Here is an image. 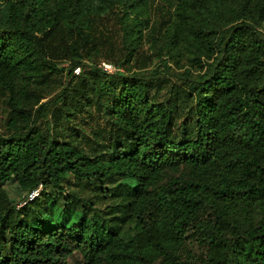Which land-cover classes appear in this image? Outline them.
Listing matches in <instances>:
<instances>
[{
	"label": "trees",
	"instance_id": "1",
	"mask_svg": "<svg viewBox=\"0 0 264 264\" xmlns=\"http://www.w3.org/2000/svg\"><path fill=\"white\" fill-rule=\"evenodd\" d=\"M0 104V264H264V0H0Z\"/></svg>",
	"mask_w": 264,
	"mask_h": 264
},
{
	"label": "rangeland",
	"instance_id": "2",
	"mask_svg": "<svg viewBox=\"0 0 264 264\" xmlns=\"http://www.w3.org/2000/svg\"><path fill=\"white\" fill-rule=\"evenodd\" d=\"M153 19L157 18V13H152L151 14ZM114 22L110 21L109 24L107 23V27L108 28H113ZM120 38V34L117 35V40ZM161 41V40H160ZM122 43L119 42L118 44H115V48L120 47ZM157 48V45H151L150 42H145L141 45V47L139 48V52H141V54L144 55H152L153 60L152 62L146 64L145 67H141V61L138 63H136L135 58L131 59L130 62H128L127 64H125L124 66L118 67L116 64V60L115 58L113 59H107L103 56H99L95 59V61L97 63L100 64L101 61H108L113 63V65L119 68L120 71H124L125 74H133V73H139L140 77L143 79L149 78L151 75H147L148 73L154 71L158 73V79H156V81L152 80L154 84H160L159 86H155L153 87L152 91L153 93L156 92L158 94H162L164 92L167 91L168 86L167 83H173V79H175L174 77V72L175 71H182L183 69H179L177 67L176 64H174L173 62V57H165V53H162V55H156L155 52H153L155 49ZM151 51L153 53H151ZM117 55V53H115V56ZM90 62L88 59H86L84 62V65L82 66V68L80 69V72L82 69H86L88 67V63L86 62ZM69 61H62L60 63H58V67H66L68 65ZM116 67V68H117ZM74 72V70H73ZM192 72L195 73V71L192 69ZM65 72H56V73H52L49 76V81H47L48 83V87H47V94L45 95V98L42 100H50V110L53 107H57L61 105V102L59 100H56L59 96L63 95V91H64V86H65V81H63V76H64ZM75 73V72H74ZM109 73V72H108ZM113 73V72H111ZM76 74V73H75ZM80 74V73H79ZM77 75V74H76ZM170 82H169V81ZM166 81V82H163ZM46 83V82H44ZM43 83V84H44ZM55 107V108H56ZM6 114L7 111L4 109L3 104H0V132L6 134L5 132V118H6ZM40 122L43 123V118L40 119ZM43 125V124H41ZM45 128V126H44ZM3 188L7 191L8 196L12 199H14L15 201H20V198H22L24 196V192H22L21 190H19V188L17 187V185L14 182H6L3 185ZM125 227H129L132 228L131 230L134 229V223L130 224L129 226L126 225ZM69 264H83L82 258L80 257V255L78 253H74L70 259H69Z\"/></svg>",
	"mask_w": 264,
	"mask_h": 264
},
{
	"label": "built area",
	"instance_id": "3",
	"mask_svg": "<svg viewBox=\"0 0 264 264\" xmlns=\"http://www.w3.org/2000/svg\"><path fill=\"white\" fill-rule=\"evenodd\" d=\"M99 66L101 67L102 70L106 71V72H115L117 70V68L113 65V63L108 62V61H101ZM74 72L76 74L80 73V66H76L74 68ZM38 194V189H34L32 191H30L28 193V200H31L32 198H34L36 195Z\"/></svg>",
	"mask_w": 264,
	"mask_h": 264
}]
</instances>
